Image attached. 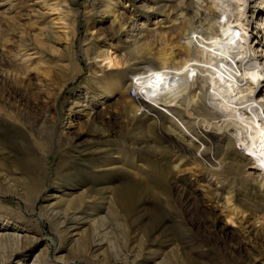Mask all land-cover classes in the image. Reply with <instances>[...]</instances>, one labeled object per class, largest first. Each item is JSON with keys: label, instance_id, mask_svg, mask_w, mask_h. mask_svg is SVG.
I'll return each mask as SVG.
<instances>
[{"label": "rangeland", "instance_id": "374dc122", "mask_svg": "<svg viewBox=\"0 0 264 264\" xmlns=\"http://www.w3.org/2000/svg\"><path fill=\"white\" fill-rule=\"evenodd\" d=\"M222 1L250 7L264 56V0H0V264H264V177L249 160L230 170L229 138L209 142L214 164L197 159L205 145L180 119L223 132L219 90L203 116L188 101L195 79L170 107L141 101L134 82L163 49L181 61L186 39L198 74L239 52L248 39L219 17ZM161 114L199 153L169 145L163 159ZM137 183L149 194L124 204L118 192Z\"/></svg>", "mask_w": 264, "mask_h": 264}, {"label": "bare ground", "instance_id": "6f19581e", "mask_svg": "<svg viewBox=\"0 0 264 264\" xmlns=\"http://www.w3.org/2000/svg\"><path fill=\"white\" fill-rule=\"evenodd\" d=\"M212 5L217 4L213 1ZM219 6L222 8L219 17H228L227 21L232 22L229 27H241L245 32L248 41L242 45L239 52H236V50L234 52L233 49H231V53H233L231 59L227 60V57L222 58L220 56L218 60L211 63V67H209L211 68L210 75L207 76V74L204 75L201 72L198 74L195 70L200 69L199 66L202 65V63L196 55L190 52L189 44L191 40L186 39V45L183 46L185 47V56L183 53L181 54V61L174 60V57L168 54L166 49H163L158 52V59L160 61L159 66H155L150 73L142 72L139 75H134V82L141 84L143 91L142 95L140 94L139 97L141 101L149 105V102H155L158 105L170 107L174 105L173 102L180 98L186 86H189L191 81L195 79L194 85L200 87L203 83V88L199 94L192 91L188 101L192 105L196 104V110L194 109L196 114H202L203 116H206L209 110L211 111V115L215 113V109H212V106L210 107L206 100L216 96L215 91L219 90V101L221 100L222 102V111L225 113V117H227L226 120H228L225 129L221 130L223 132L215 133L213 131L215 127L211 126L206 120H203L206 125L204 128H200L201 131L208 135L203 137L200 134L201 131L199 132L195 126L197 124H193L192 120L188 119L189 116L187 117L182 112L179 113L181 116L180 119L184 121V118H187V121L184 122L189 123L191 126V128H189L192 129L193 133L198 138H201V142L205 145L204 149L201 151L195 142L191 149H189L190 147L188 148V145L183 142V139L185 140L184 137L178 138L168 134L167 132H169V130L166 128L165 124L168 117L162 114L160 115L159 122L155 128L158 130L161 129V131L167 135V137L163 136L160 143L161 152L165 154H163V159H167L168 156L172 154V151L169 150V145H172L178 149L176 154L183 155L184 157L191 154L193 155L196 148L198 149L197 152L199 153L200 151L201 153V155L196 157L197 159L202 158L214 164L216 162L214 159L217 158V150L214 146V152H212V147H210L209 142L218 146L217 143L220 142L221 139L229 138L233 143H230L231 146L229 150L227 149L228 152L225 155V160L231 159L229 162L230 170L233 171V173L237 171V173H235L241 175L244 173L245 161L249 160L252 162V165H250L248 169L254 170L259 173L258 175L264 177V63L261 61L264 56H259V54H257L258 52H256V49H254L255 47H253L255 42L252 38L254 35L250 33L251 29L247 28V26L250 27V15L248 16L250 7L249 10L245 4H237V6L234 7L232 3L226 4L223 1L219 2ZM230 6H233L232 9ZM194 11L195 8L191 5L184 11L186 15H189L191 22L195 21L193 15ZM216 23V21L212 22L216 34L218 35L220 32L218 31L219 27L216 26ZM219 36H221V34H219ZM212 39L215 40L216 36ZM246 61L257 63V65L252 67V64H250L251 67L249 66L250 68H247L245 66L247 63ZM124 109L127 110V107L125 106ZM220 127L222 128V125ZM47 129L48 127L44 123L41 132L47 131ZM234 129L238 130V136L229 133L230 130H233V132L236 131ZM234 137L238 138L240 141V148L237 146H235V148L237 150L244 148L245 156L232 151L231 147L235 144ZM183 147L186 148L184 149ZM222 162L224 161H220L219 164H222ZM35 164L38 165L36 158ZM213 175L219 176L221 174L215 173ZM27 190L29 196L33 195L37 192L36 184L33 183L29 185ZM149 192L150 189L145 187L143 183H137V185L132 184L122 188V190L118 192V195H124V197L122 196L124 204L132 205L133 203H137L142 195L149 194ZM83 241L87 246L89 243L88 238L86 237Z\"/></svg>", "mask_w": 264, "mask_h": 264}]
</instances>
